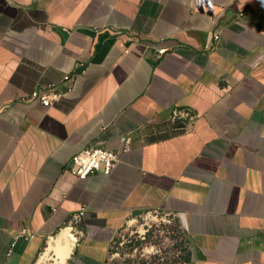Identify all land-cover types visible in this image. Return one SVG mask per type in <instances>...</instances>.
Segmentation results:
<instances>
[{
    "label": "crops",
    "instance_id": "0c3cea01",
    "mask_svg": "<svg viewBox=\"0 0 264 264\" xmlns=\"http://www.w3.org/2000/svg\"><path fill=\"white\" fill-rule=\"evenodd\" d=\"M129 133L110 174L69 171ZM143 210L180 220L192 264H264V0H0V264L72 222V264H104Z\"/></svg>",
    "mask_w": 264,
    "mask_h": 264
},
{
    "label": "rangeland",
    "instance_id": "374dc122",
    "mask_svg": "<svg viewBox=\"0 0 264 264\" xmlns=\"http://www.w3.org/2000/svg\"><path fill=\"white\" fill-rule=\"evenodd\" d=\"M69 225L75 232L76 223L61 226L43 241L31 264H36L49 237ZM190 244V237L175 215L143 210L129 216L117 230L104 264H192ZM71 255L67 264H72ZM54 258L43 264H56Z\"/></svg>",
    "mask_w": 264,
    "mask_h": 264
},
{
    "label": "built area",
    "instance_id": "2783aa9c",
    "mask_svg": "<svg viewBox=\"0 0 264 264\" xmlns=\"http://www.w3.org/2000/svg\"><path fill=\"white\" fill-rule=\"evenodd\" d=\"M165 52V48H157L154 51L155 56H159ZM74 78L73 74H66L63 77L62 84H50L43 87L35 88L27 98L35 101L43 106H52L64 94L65 91L71 90V86L66 83ZM198 117L190 107L174 106L169 115L170 120L181 122L186 131L193 128ZM131 136L130 133L121 138L120 150H113L102 146H88L78 150L71 158L68 169L78 178H85L95 172H103L110 174L117 166L120 160V154L130 150ZM151 211V210H150ZM157 211V210H152ZM84 208L74 216L77 221L82 216ZM158 212V211H157Z\"/></svg>",
    "mask_w": 264,
    "mask_h": 264
},
{
    "label": "bare ground",
    "instance_id": "6f19581e",
    "mask_svg": "<svg viewBox=\"0 0 264 264\" xmlns=\"http://www.w3.org/2000/svg\"><path fill=\"white\" fill-rule=\"evenodd\" d=\"M75 234L73 227L69 225L59 230L55 236L49 237L46 247L40 254L36 264H43L53 256H55L56 264H67V259L72 254L76 243L77 237Z\"/></svg>",
    "mask_w": 264,
    "mask_h": 264
}]
</instances>
